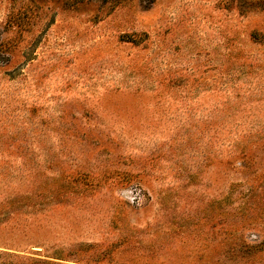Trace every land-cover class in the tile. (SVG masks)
Masks as SVG:
<instances>
[{
	"label": "rangeland",
	"instance_id": "374dc122",
	"mask_svg": "<svg viewBox=\"0 0 264 264\" xmlns=\"http://www.w3.org/2000/svg\"><path fill=\"white\" fill-rule=\"evenodd\" d=\"M0 264H264V0H0Z\"/></svg>",
	"mask_w": 264,
	"mask_h": 264
},
{
	"label": "trees",
	"instance_id": "16d2710c",
	"mask_svg": "<svg viewBox=\"0 0 264 264\" xmlns=\"http://www.w3.org/2000/svg\"><path fill=\"white\" fill-rule=\"evenodd\" d=\"M255 38H256V36H255Z\"/></svg>",
	"mask_w": 264,
	"mask_h": 264
}]
</instances>
